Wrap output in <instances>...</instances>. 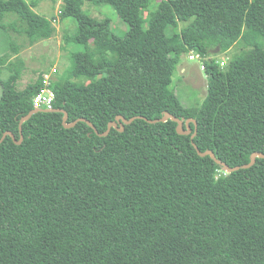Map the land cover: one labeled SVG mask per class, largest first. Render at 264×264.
<instances>
[{
  "label": "trees",
  "instance_id": "1",
  "mask_svg": "<svg viewBox=\"0 0 264 264\" xmlns=\"http://www.w3.org/2000/svg\"><path fill=\"white\" fill-rule=\"evenodd\" d=\"M86 1L63 0L60 10L77 22L67 41L83 47L51 83L67 123L84 117L104 133L118 115L172 113L196 119L199 149L232 167L264 153V0H89L114 8L129 25L124 35L88 14ZM36 6L0 0V28L14 13L21 25L11 26L30 44L50 38L56 17ZM235 45L222 66L213 50ZM191 51L207 57V100L196 108L169 89ZM4 68L0 139H20L44 73L20 91L23 62L6 53ZM64 116L33 113L21 144L10 135L0 144V264H264V157L229 172L171 118L100 135Z\"/></svg>",
  "mask_w": 264,
  "mask_h": 264
},
{
  "label": "rangeland",
  "instance_id": "2",
  "mask_svg": "<svg viewBox=\"0 0 264 264\" xmlns=\"http://www.w3.org/2000/svg\"><path fill=\"white\" fill-rule=\"evenodd\" d=\"M27 1H36L37 6L35 10L39 14L49 19L55 16L56 20H53L54 30L50 38L30 44L26 36L11 26L13 24L18 26L19 24L20 27L21 22H19L17 15L14 13L6 15L5 22L8 29L0 28V56L7 53L8 60L15 61L20 59L23 62L24 69L15 83V87L20 91L34 83L40 74L48 72L53 68H56L57 72L63 73L66 71L72 65V51L83 48L81 45L67 41V35L75 31L77 22L73 18H60L63 0ZM83 9L93 17L100 19L109 17L112 29L118 35L126 34L129 29L128 23L110 5H96L92 1L87 0ZM149 11L150 9L144 12L145 18L149 15ZM144 27L148 28V21L144 23ZM12 42L19 47L18 51L14 49ZM239 50L240 47L235 45L226 52L213 50V53L217 59L222 60V58H225L228 61ZM190 53L186 52L182 54L169 89L176 93L184 106L196 108L203 106L207 100L208 75L202 68L201 59H190ZM0 72L3 79H7L11 74L10 70L6 68L0 70ZM76 80L84 83L89 82V79L86 77H80ZM2 90L3 88L0 83V97Z\"/></svg>",
  "mask_w": 264,
  "mask_h": 264
},
{
  "label": "water",
  "instance_id": "3",
  "mask_svg": "<svg viewBox=\"0 0 264 264\" xmlns=\"http://www.w3.org/2000/svg\"><path fill=\"white\" fill-rule=\"evenodd\" d=\"M39 111H62V112L65 113V116H64V123H65L66 126H68V127H69V126H74L78 121H85V122H87L91 127H93V128L96 130V132H97L98 134H100V135H106V134H108L109 131L112 129V127L118 128V129H120V130H124L126 124H130V123H132L135 119H138V118H145L147 121H149V122H151V123H155V122H158V121H166V120H168L169 118H171V119H173V120H175V121H177V122L179 123V132H180V133H183V134H192V141H193V143H194L195 147L197 148V150H198V152H199L200 155H203V156H204V155H208V154L211 155V157H212L213 159H215V160H216L217 162H219L220 164L224 165L225 169H226L227 171H229V172H232V171H234V170H238V169H241V168H247V167H250V166H252V165L256 162V159H257L258 156H259V157H264V153H263V152H254L253 155H252V160H251V162H249V163H247V164H244V165H238V166H234V167H232V166H230L229 164H227V163H225V162L219 160V159L217 158V156H216V154H215L214 151H212V150H207V151L203 152V151H201V150L199 149V147L197 146V144L194 142V137H195L196 134H197V126H198V123H197L196 119H194V118H188V119L179 118V117H177L176 115H174V114H172V113H167L164 117H162V118H158V119H148V118H146V117H144V116H141V115L133 116V117H131V118L128 119V118H126V117L123 116V115H118L115 121H112V122L109 123V126H108L107 131H105L104 133H100V132L97 130V128H96V126L94 125V123H93L91 120H89V119H87V118H84V117L78 118L77 120H75V121L72 122V123H67L68 112H67L66 110H64V109H58V108H57V109H56V108H55V109H54V108H52V109L35 108V109H33L28 115L24 116V117L21 119V122H20V123H21V125H20V129H21V138H20V139H17L16 136H15V134H14L12 131H6V132L3 134L2 138L0 139V144L4 141V139H5L8 135H10V136L14 139V141H15L17 144H21V143L23 142V140H24V135H23V133H22V123H23L26 119H28L33 113H36V112H39ZM191 122H194L195 125H196V129H195V132H194V133H193V129H192V126H191Z\"/></svg>",
  "mask_w": 264,
  "mask_h": 264
},
{
  "label": "built area",
  "instance_id": "4",
  "mask_svg": "<svg viewBox=\"0 0 264 264\" xmlns=\"http://www.w3.org/2000/svg\"><path fill=\"white\" fill-rule=\"evenodd\" d=\"M190 59H201L202 68H205L204 61L207 57L203 56L200 52L191 51L189 55ZM226 59L222 58L221 64L225 65ZM57 73V69L53 68L52 70L44 73V87L41 92L34 98L35 108H44V109H52L53 103L55 99V92L51 88L52 80L55 79V75Z\"/></svg>",
  "mask_w": 264,
  "mask_h": 264
}]
</instances>
